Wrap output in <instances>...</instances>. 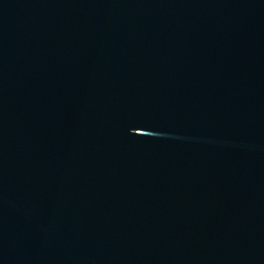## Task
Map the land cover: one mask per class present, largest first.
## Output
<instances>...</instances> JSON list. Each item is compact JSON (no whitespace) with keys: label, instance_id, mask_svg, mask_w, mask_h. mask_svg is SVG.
I'll return each mask as SVG.
<instances>
[{"label":"water","instance_id":"obj_1","mask_svg":"<svg viewBox=\"0 0 264 264\" xmlns=\"http://www.w3.org/2000/svg\"><path fill=\"white\" fill-rule=\"evenodd\" d=\"M0 264H264V0H0Z\"/></svg>","mask_w":264,"mask_h":264}]
</instances>
